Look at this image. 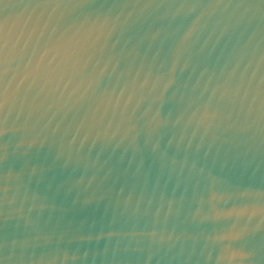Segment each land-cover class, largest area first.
Returning a JSON list of instances; mask_svg holds the SVG:
<instances>
[{
    "label": "water",
    "instance_id": "1",
    "mask_svg": "<svg viewBox=\"0 0 264 264\" xmlns=\"http://www.w3.org/2000/svg\"><path fill=\"white\" fill-rule=\"evenodd\" d=\"M0 264H264V0H0Z\"/></svg>",
    "mask_w": 264,
    "mask_h": 264
}]
</instances>
